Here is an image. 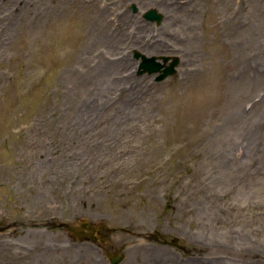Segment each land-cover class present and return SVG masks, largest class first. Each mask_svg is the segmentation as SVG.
<instances>
[{"label": "rangeland", "instance_id": "obj_1", "mask_svg": "<svg viewBox=\"0 0 264 264\" xmlns=\"http://www.w3.org/2000/svg\"><path fill=\"white\" fill-rule=\"evenodd\" d=\"M137 1L0 0V264H264V0Z\"/></svg>", "mask_w": 264, "mask_h": 264}, {"label": "bare ground", "instance_id": "obj_2", "mask_svg": "<svg viewBox=\"0 0 264 264\" xmlns=\"http://www.w3.org/2000/svg\"><path fill=\"white\" fill-rule=\"evenodd\" d=\"M125 2H126V0H124ZM134 1V0H133ZM152 0H138L137 2H138V4H142L143 6H149V8H151V7H154L155 9H157L156 7H160L161 9H162V12L163 13H165V11H166V7H164V6H162V5H159L160 4V1H158V0H156L155 1V3H152L151 2ZM130 2V1H129ZM229 2H230V0H222V3L220 4V6L224 3V5L225 6H228V4H229ZM154 8H152L151 10H155ZM169 9H174L175 10V15H177V16H173V17H175L174 19H167V22L168 21H174V20H176L177 18L176 17H181V16H184V13H183V10H182V8H181V6H177V5H174V6H172V7H169ZM156 11V10H155ZM159 11H160V9H159ZM258 11V9L256 8V10H255V14H256V12ZM156 12H158V11H156ZM182 12V13H181ZM165 15L167 16H170V15H173V14H169V12L168 11H166V13H165ZM231 15V14H230ZM182 19V18H181ZM181 19H177L178 21H179V23L181 22ZM195 18L194 17H191V18H189L188 19V21L190 22H193V20H194ZM231 23V21H228L226 24H230ZM238 25V24H237ZM236 26V25H235ZM254 27H257V23H254ZM187 28H188V23H187V25H186V27L183 29V32H181V34L183 35V37H186V39H188L189 38V35H188V33H187ZM221 28H222V26H221ZM252 28V27H251ZM251 28H243V27H241V28H238V26H236L233 30L235 31H228V30H226L225 32H222V33H225V35H226V37H225V39H226V43L227 44H229L230 42L232 43V42H235L236 40H237V37L240 35V34H242V33H245V34H243L242 35V38H243V40H242V45H243V49H245L246 48V46H248L249 45V43H250V40H251V32H252V30H251ZM219 32V31H218ZM191 33L193 34V37H195L196 36V32H195V30L193 29V28H191L190 29V32H189V34H190V37L192 36L191 35ZM220 33V32H219ZM221 33V34H222ZM238 39H240V37H238ZM238 41V40H237ZM241 42V41H240ZM149 43L150 42H147V40H146V38H144V41L143 40H140V41H138V44H132L131 45V48L132 49H134V51H140L141 53V56H143L144 57V54L146 53V52H150V53H155V54H157V55H162L161 54V51H159V49H161V46L160 45H162V44H160V45H156L155 43H153L152 45H149ZM233 44V43H232ZM234 45H237V42H235V44ZM253 52V51H252ZM252 52H250V54L252 53ZM261 52L262 51H260L259 52V55L258 54H251V55H254V57L252 58V56H250V58H249V61H248V59L247 58H242L241 59V62H242V64L244 65V64H249V65H253L252 64V60L254 61V63L257 61V56L256 55H258V60H259V58H260V55H261ZM143 53V54H142ZM190 55H192L191 53H189ZM160 59H163V57H160ZM166 59V57L164 58V60ZM123 60H126V59H123ZM123 60L121 61L120 60V62H118V61H115L114 62V64H112V65H115V64H117V65H122L123 63H125V62H123ZM160 61V60H159ZM247 61H248V63H247ZM127 65V63H125V66ZM124 66V67H125ZM247 67V66H246ZM115 82H117V81H115ZM102 86H103V84H102ZM85 109H87V110H89L90 109V107H86L85 106ZM264 251V250H263Z\"/></svg>", "mask_w": 264, "mask_h": 264}, {"label": "water", "instance_id": "obj_3", "mask_svg": "<svg viewBox=\"0 0 264 264\" xmlns=\"http://www.w3.org/2000/svg\"><path fill=\"white\" fill-rule=\"evenodd\" d=\"M146 18L149 19V20H161V17L156 15L154 12H151V13H148L146 15ZM137 58H139L140 56L137 54L136 55ZM166 61L168 59H165ZM172 66L170 68H167L165 69L164 71H162V65L158 62H156V59L154 58H146V57H143V62L141 63L140 65V73H143V72H148L149 74H154V73H159V72H162L160 74V76H158V80H162L164 78H166L168 75L170 74H173L174 73V65L175 63L171 64ZM69 231L72 232L75 236H84L86 234H88L90 237H93V238H96L94 237V232H97L98 234H100V229L101 228H96V227H92L89 225V223H81L79 226H69L68 227ZM84 230H87V232H85ZM111 260H112V263L113 264H117V262L119 261V258L118 257H111Z\"/></svg>", "mask_w": 264, "mask_h": 264}]
</instances>
